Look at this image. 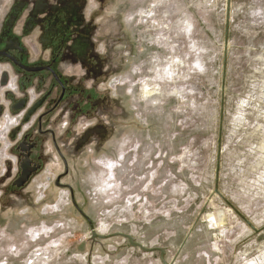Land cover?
Segmentation results:
<instances>
[{
  "label": "rangeland",
  "instance_id": "1",
  "mask_svg": "<svg viewBox=\"0 0 264 264\" xmlns=\"http://www.w3.org/2000/svg\"><path fill=\"white\" fill-rule=\"evenodd\" d=\"M98 27L112 111L17 192L4 139L0 264H163L91 231L167 264H264V0H110Z\"/></svg>",
  "mask_w": 264,
  "mask_h": 264
},
{
  "label": "flooded vegetation",
  "instance_id": "2",
  "mask_svg": "<svg viewBox=\"0 0 264 264\" xmlns=\"http://www.w3.org/2000/svg\"><path fill=\"white\" fill-rule=\"evenodd\" d=\"M108 2L0 4V151L7 138L14 158L8 161L14 174L5 192L24 187L50 153L63 158L61 142L72 124L112 111L109 95L98 86L109 75L98 49L99 18ZM62 120L66 125L59 133ZM98 130L103 137L105 131Z\"/></svg>",
  "mask_w": 264,
  "mask_h": 264
},
{
  "label": "water",
  "instance_id": "3",
  "mask_svg": "<svg viewBox=\"0 0 264 264\" xmlns=\"http://www.w3.org/2000/svg\"><path fill=\"white\" fill-rule=\"evenodd\" d=\"M28 175L29 174L27 173L26 177ZM56 185H58V182H56ZM116 236H120V237L127 239L130 246L138 248V249L143 250L145 252L159 251L160 259H161L162 263L167 264V262L164 260L165 250L162 248H154V247L148 248V247L142 245L141 243L135 241L134 238L132 236H130L129 234H125V233H121V232H115V233H111L108 235H102V234L96 233L95 231H91V239L92 240H96V239L101 240V239H107V238L116 237Z\"/></svg>",
  "mask_w": 264,
  "mask_h": 264
},
{
  "label": "bare ground",
  "instance_id": "4",
  "mask_svg": "<svg viewBox=\"0 0 264 264\" xmlns=\"http://www.w3.org/2000/svg\"><path fill=\"white\" fill-rule=\"evenodd\" d=\"M145 89H146V88H145ZM148 89H149V88H148ZM148 89H147V90H144L146 95H149V91H148ZM151 92H152V91H151Z\"/></svg>",
  "mask_w": 264,
  "mask_h": 264
}]
</instances>
